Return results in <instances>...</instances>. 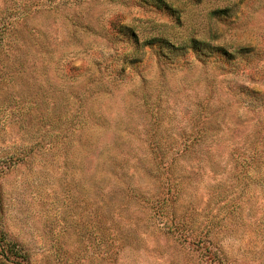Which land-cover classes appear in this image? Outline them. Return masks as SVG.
I'll return each mask as SVG.
<instances>
[{
  "label": "rangeland",
  "instance_id": "rangeland-1",
  "mask_svg": "<svg viewBox=\"0 0 264 264\" xmlns=\"http://www.w3.org/2000/svg\"><path fill=\"white\" fill-rule=\"evenodd\" d=\"M0 190L29 264H264V0H0Z\"/></svg>",
  "mask_w": 264,
  "mask_h": 264
},
{
  "label": "trees",
  "instance_id": "trees-1",
  "mask_svg": "<svg viewBox=\"0 0 264 264\" xmlns=\"http://www.w3.org/2000/svg\"><path fill=\"white\" fill-rule=\"evenodd\" d=\"M134 35L136 36V34ZM153 42L164 43L168 46H172L173 48H180V46H176L174 43H171L170 41H167L161 37L158 39L145 40L144 44H152ZM137 43L140 44L139 40H137ZM199 43L200 41L198 40L193 41V47L196 50H201ZM2 219L3 197L0 190V264H29L24 251H22L17 244L8 239L7 233L4 230ZM204 264H223V262L216 257H211L204 260Z\"/></svg>",
  "mask_w": 264,
  "mask_h": 264
}]
</instances>
